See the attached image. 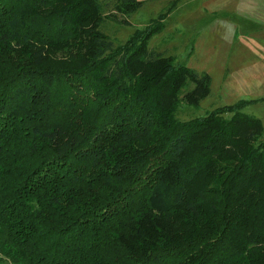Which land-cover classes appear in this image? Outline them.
<instances>
[{
  "label": "trees",
  "instance_id": "trees-1",
  "mask_svg": "<svg viewBox=\"0 0 264 264\" xmlns=\"http://www.w3.org/2000/svg\"><path fill=\"white\" fill-rule=\"evenodd\" d=\"M179 1L116 46L102 0H0V264H264L254 101L182 121L212 77L149 49Z\"/></svg>",
  "mask_w": 264,
  "mask_h": 264
},
{
  "label": "rangeland",
  "instance_id": "rangeland-1",
  "mask_svg": "<svg viewBox=\"0 0 264 264\" xmlns=\"http://www.w3.org/2000/svg\"><path fill=\"white\" fill-rule=\"evenodd\" d=\"M138 1L141 4L139 8L130 12H120L115 8L118 0H102V16H104L105 21L100 29L116 46L125 44L137 30H144L153 20H158L161 14L166 13L170 6L176 2V0ZM188 3L185 7L183 6L184 8L175 9L173 13L171 12V16L169 14L165 21L166 27L163 32L154 35L149 40L151 52L173 57L176 63H185L191 68L190 58L192 57L193 42L191 37L194 33L189 34L188 29L198 30L197 33L201 32L199 33V43L197 42L198 57L201 58L200 62H203V67L207 65L210 67L209 69L214 71L213 91L208 98L201 102L199 109L183 103L177 117L182 121H189L202 117L207 111L223 105H232L241 100L253 101L252 98H260L259 101L246 105L244 112L262 120L264 125V82L244 81L242 86L236 79L224 80L221 74V66L224 64L229 45L225 41L218 40L213 33H210L212 26H216L217 20L212 19L211 23L209 19L201 15L200 11H203L204 8V6L200 7L201 2L192 0ZM176 28L182 31L176 32ZM207 32H209L208 35ZM258 84H260V87H257ZM191 88H193V85L189 87V89ZM255 88H257L258 94L251 96L250 93H255ZM260 93L262 95L258 96ZM262 140L264 141V136Z\"/></svg>",
  "mask_w": 264,
  "mask_h": 264
},
{
  "label": "crops",
  "instance_id": "crops-1",
  "mask_svg": "<svg viewBox=\"0 0 264 264\" xmlns=\"http://www.w3.org/2000/svg\"><path fill=\"white\" fill-rule=\"evenodd\" d=\"M189 1L192 0L180 1L175 9L185 7L186 4H189ZM195 1L201 2L200 7L204 6L203 11H200L203 17L209 19L211 23L212 19L217 20L216 26H212L210 33H213L218 40L225 41L229 45L224 64L221 66V74L224 80L236 79L242 86L244 81L264 82V0ZM207 22L206 24H208ZM177 31L181 32L182 30L176 28ZM188 31L189 34L194 33L191 37L194 39H192L191 48V68L200 73H208L212 77V82H214L213 69H209L210 67L207 65L203 67V62H200L201 58L198 57L197 44L201 32L197 33L198 30L195 31V29L194 31L188 29ZM208 34L209 32H207ZM257 87H260V84ZM255 89V93H250L251 96L258 94L257 88ZM212 91L211 85L210 94H212ZM261 95L260 93L258 96ZM252 99H254L253 103L260 100V98Z\"/></svg>",
  "mask_w": 264,
  "mask_h": 264
}]
</instances>
